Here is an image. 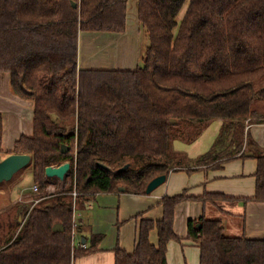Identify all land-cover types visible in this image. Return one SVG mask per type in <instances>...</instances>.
<instances>
[{
  "label": "trees",
  "instance_id": "trees-1",
  "mask_svg": "<svg viewBox=\"0 0 264 264\" xmlns=\"http://www.w3.org/2000/svg\"><path fill=\"white\" fill-rule=\"evenodd\" d=\"M128 1L0 0V72L9 74L16 96L34 103L33 135L21 136L8 155L31 157L40 192L55 181L47 167L70 163L72 180L15 208L14 230L0 238V264H74L97 252L100 235L84 248L73 244L75 203L120 188L145 195L152 179L181 168L220 167L251 153L257 169L250 199L264 203V149L244 134L259 119L255 102L264 100V0H137L148 42L141 66L79 70V32L123 33ZM216 119L222 131L208 152L193 160L171 152L174 139L191 143ZM2 134L0 114V156ZM222 199L231 198L164 196L161 219H141L133 252L116 247L115 264H167L168 242L181 241L176 206ZM56 225L61 230L53 231ZM153 229L157 246L149 241ZM186 239L198 247L199 264H264V240L227 237L218 220L188 221Z\"/></svg>",
  "mask_w": 264,
  "mask_h": 264
},
{
  "label": "crops",
  "instance_id": "crops-1",
  "mask_svg": "<svg viewBox=\"0 0 264 264\" xmlns=\"http://www.w3.org/2000/svg\"><path fill=\"white\" fill-rule=\"evenodd\" d=\"M145 37L137 20V0H129L126 29L123 33L79 32L78 68L79 70L94 69L93 65L102 64L108 59L116 68H124L121 70L137 68L141 66L142 55L146 48ZM33 108V101L22 99L12 92L9 74L0 72V114L3 122L1 147L4 158L12 151L15 142L21 136L33 135ZM213 123L216 125L211 126ZM221 125L220 119L208 121L197 139L187 145L179 143L173 152L190 160L196 159L204 152L199 150L198 141L208 132L213 134L218 131ZM246 132L259 148L264 149V123L251 122L247 128L245 127L244 134ZM243 149L245 150L246 147ZM247 154L245 158L238 157L224 161L220 167H212L214 163H211L191 172L186 168L171 172L165 182L150 194L97 193L86 202L75 203L74 222L77 230L74 229L73 244L77 246L80 242L89 246L90 238L94 235H100L102 239L98 244L97 252L75 260L74 264H115L116 247L132 253L137 241L140 220L161 219L162 198L183 191L191 197H202L207 193L222 194L231 199L214 202L186 200L176 206L173 227L181 241L168 242L167 264H199V249L188 241L186 236L188 221L201 216L220 221L224 235L227 237L264 240V203L250 199L255 192L257 160L251 153V155ZM25 177L31 178L33 183L31 174ZM53 180L55 181L47 186L49 194L55 187L53 183L57 182L60 187L70 186L72 183L69 177L64 182L56 178ZM32 187L33 185H28L23 191ZM23 193L12 200L13 205L17 204L16 208L22 207L18 206V202L23 200ZM149 241L157 246L156 229L150 231Z\"/></svg>",
  "mask_w": 264,
  "mask_h": 264
},
{
  "label": "rangeland",
  "instance_id": "rangeland-1",
  "mask_svg": "<svg viewBox=\"0 0 264 264\" xmlns=\"http://www.w3.org/2000/svg\"><path fill=\"white\" fill-rule=\"evenodd\" d=\"M187 5H188V3L186 2L182 8L180 14H179L178 20H180V18L184 15L186 8H187ZM144 42L148 43L146 37H145ZM105 61L102 64L93 65L95 67L94 69H98V70H114V69L121 70V69H124V68H120V67L116 68L115 65L110 64V61H111L110 59L105 60ZM134 69H136V67ZM255 109H256V112L258 114L259 119L249 121V123H251V122L264 123V100L263 101L262 100L256 101L255 102ZM260 119H262V120H260ZM215 125L216 124L213 123L211 126H215ZM221 131H222V129L220 126L218 131L216 130V132H213V134L208 132L206 135H204V137L200 141H198V142H200L199 150L201 152L204 151V152H202L203 154L208 152L211 149V147L213 146L215 141L221 135ZM246 135L248 136V138H245V142L249 141L252 143L253 140H252L250 134L248 132H246ZM179 143L186 144V145L190 144V143H187V141H184L182 139H174L171 143V152L173 150L174 151L176 150V148L178 147L177 145ZM6 154H8V153H6ZM0 159L1 160L4 159V156L3 155L0 156ZM30 174H31V165H28L24 169H22L20 175H17L16 177H14L10 181L3 182L0 184V238L4 237V235H7L9 232H12L14 230V225L12 222H14V217L16 214L15 208H16L17 204L13 205L12 200L18 198L22 194V192H24L23 193L24 194L23 200L18 202V204H19L18 206L19 207L23 206V205L33 206L36 204L35 201L37 199H39V197L49 194V193H47V192H49L47 190V187L42 192L39 191L38 193H33L31 189H27V190L23 191L28 185L29 186L36 185V184H34V182L32 183L31 178L25 177L26 175H30ZM69 179L71 180L70 177H69ZM15 183H17V184H15ZM53 184L55 187H54L53 191H51L52 193L59 192L63 189H66L69 186V185L68 186L64 185V186L60 187V184H58L57 182L53 183Z\"/></svg>",
  "mask_w": 264,
  "mask_h": 264
},
{
  "label": "water",
  "instance_id": "water-1",
  "mask_svg": "<svg viewBox=\"0 0 264 264\" xmlns=\"http://www.w3.org/2000/svg\"><path fill=\"white\" fill-rule=\"evenodd\" d=\"M66 150H62L64 153ZM251 155V154H247ZM31 162V157L25 154H11L0 160V184L12 180L14 175L22 171ZM127 169V166L123 167L120 171ZM71 171L70 163H64L58 167H47L45 169V176L47 178H56L60 182H64L69 176ZM166 180L165 175L158 176L152 179L145 190L146 194H150L159 186H161ZM124 188H120V192H123ZM61 227L56 225L53 227V231H59Z\"/></svg>",
  "mask_w": 264,
  "mask_h": 264
},
{
  "label": "built area",
  "instance_id": "built-area-1",
  "mask_svg": "<svg viewBox=\"0 0 264 264\" xmlns=\"http://www.w3.org/2000/svg\"><path fill=\"white\" fill-rule=\"evenodd\" d=\"M31 190H32L33 193H38V192H39V188H38L37 185H33V187H32ZM72 196H73V198L76 197V192H75V191L72 193ZM40 200H41V199H37V200L35 201V203L37 204ZM73 235H74V232H73ZM77 246L80 247V248H84V247H85V244H82V243L79 242V243L77 244Z\"/></svg>",
  "mask_w": 264,
  "mask_h": 264
}]
</instances>
